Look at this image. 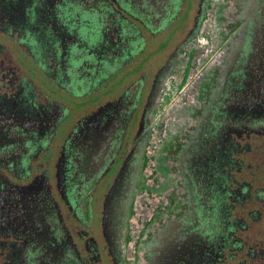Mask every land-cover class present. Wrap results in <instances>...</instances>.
<instances>
[{"label": "flooded vegetation", "instance_id": "af4514ba", "mask_svg": "<svg viewBox=\"0 0 264 264\" xmlns=\"http://www.w3.org/2000/svg\"><path fill=\"white\" fill-rule=\"evenodd\" d=\"M0 264H264V0H0Z\"/></svg>", "mask_w": 264, "mask_h": 264}]
</instances>
